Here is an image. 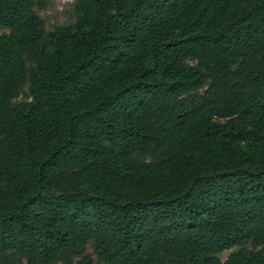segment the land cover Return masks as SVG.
<instances>
[{"label":"trees","instance_id":"16d2710c","mask_svg":"<svg viewBox=\"0 0 264 264\" xmlns=\"http://www.w3.org/2000/svg\"><path fill=\"white\" fill-rule=\"evenodd\" d=\"M48 4L0 0V264H264V0Z\"/></svg>","mask_w":264,"mask_h":264},{"label":"rangeland","instance_id":"374dc122","mask_svg":"<svg viewBox=\"0 0 264 264\" xmlns=\"http://www.w3.org/2000/svg\"><path fill=\"white\" fill-rule=\"evenodd\" d=\"M49 4L43 8L38 10L39 16L43 19L46 29H51L53 26L64 24L72 21V13L70 11V4L73 0H48ZM7 29L0 27V34L7 33ZM223 251L220 254V259L223 260L228 252ZM87 252L91 254L93 259L96 262V257L93 253V249L91 247L87 248Z\"/></svg>","mask_w":264,"mask_h":264}]
</instances>
